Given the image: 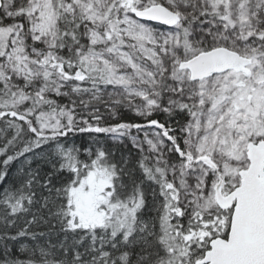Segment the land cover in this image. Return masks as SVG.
<instances>
[{
  "label": "snow or ice",
  "instance_id": "obj_1",
  "mask_svg": "<svg viewBox=\"0 0 264 264\" xmlns=\"http://www.w3.org/2000/svg\"><path fill=\"white\" fill-rule=\"evenodd\" d=\"M0 264H264V0H0Z\"/></svg>",
  "mask_w": 264,
  "mask_h": 264
}]
</instances>
